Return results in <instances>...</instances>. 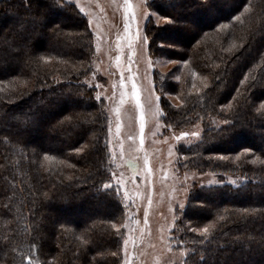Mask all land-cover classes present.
I'll list each match as a JSON object with an SVG mask.
<instances>
[{
  "label": "trees",
  "instance_id": "obj_1",
  "mask_svg": "<svg viewBox=\"0 0 264 264\" xmlns=\"http://www.w3.org/2000/svg\"><path fill=\"white\" fill-rule=\"evenodd\" d=\"M147 8L170 19L146 21L148 50L162 42L205 79L199 92L187 73L173 85L180 106L160 97L169 126H203L178 150V166L247 178L190 193L173 233L181 264H264V0ZM93 56V33L72 3L0 0V264H120L126 208L105 187L108 115L84 82Z\"/></svg>",
  "mask_w": 264,
  "mask_h": 264
},
{
  "label": "rangeland",
  "instance_id": "obj_2",
  "mask_svg": "<svg viewBox=\"0 0 264 264\" xmlns=\"http://www.w3.org/2000/svg\"><path fill=\"white\" fill-rule=\"evenodd\" d=\"M66 1L86 17L93 33V71L84 82L95 88L108 115L111 180L105 187L113 188L126 208L120 264H181L186 252L176 249L173 233L190 193L200 187H237L247 181L239 174L198 173L178 166V150L196 143L203 126L201 122L181 129L169 126L160 97L180 106L177 89L181 87L173 85L186 84L187 73L191 78L187 87L199 92V81L205 79L187 62L163 52L167 45L162 42L158 43L161 51L148 50L143 35L146 21L151 18V24L158 26L170 20L147 8L151 0ZM175 5L177 1L166 4L164 10L168 14ZM160 78L171 86L162 89ZM205 229L192 228L196 233Z\"/></svg>",
  "mask_w": 264,
  "mask_h": 264
},
{
  "label": "snow or ice",
  "instance_id": "obj_3",
  "mask_svg": "<svg viewBox=\"0 0 264 264\" xmlns=\"http://www.w3.org/2000/svg\"><path fill=\"white\" fill-rule=\"evenodd\" d=\"M122 86H123V81H122ZM136 84L135 83H133L132 84V90H133V95L135 96L136 95ZM137 104H139V100H137ZM178 139H179V137H178ZM205 231H207L206 229H205Z\"/></svg>",
  "mask_w": 264,
  "mask_h": 264
}]
</instances>
